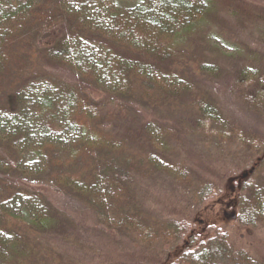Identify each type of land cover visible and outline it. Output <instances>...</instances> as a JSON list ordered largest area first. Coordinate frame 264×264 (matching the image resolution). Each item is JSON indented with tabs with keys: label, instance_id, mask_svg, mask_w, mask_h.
I'll use <instances>...</instances> for the list:
<instances>
[{
	"label": "trees",
	"instance_id": "16d2710c",
	"mask_svg": "<svg viewBox=\"0 0 264 264\" xmlns=\"http://www.w3.org/2000/svg\"><path fill=\"white\" fill-rule=\"evenodd\" d=\"M113 2L0 0V264H45L36 243L72 221L68 209L75 202L103 228L179 248L176 260L157 264H262L235 250L226 233L203 241L184 220L144 215L136 176L166 174L182 183L189 166L170 157L164 134L153 133L164 130L157 121L145 127V155L130 151L109 127L135 104L163 112L179 107L191 112L179 125L181 141L198 140L216 153L229 143L248 147L250 169L234 178L243 180L236 221L244 228L264 225V141L235 128L206 98H188L190 74L216 75L201 52L213 42L200 38L213 6L207 0H148L133 8ZM45 29L61 31L38 47L35 38ZM37 57L74 81L36 68ZM233 97L264 120V68L246 64ZM23 179L47 180L67 201L63 209L20 185ZM220 193L206 182L192 194L194 205Z\"/></svg>",
	"mask_w": 264,
	"mask_h": 264
},
{
	"label": "rangeland",
	"instance_id": "374dc122",
	"mask_svg": "<svg viewBox=\"0 0 264 264\" xmlns=\"http://www.w3.org/2000/svg\"><path fill=\"white\" fill-rule=\"evenodd\" d=\"M143 1L148 0H114L113 3L133 8ZM207 1L214 8V16L202 27L203 36L200 38L210 37L211 41L208 40L213 43L211 47L206 45L201 52L216 66V75L199 77L190 74L188 98L192 95L206 98L235 128L264 141L263 118L249 113L233 97L234 85L246 64L264 68V0ZM45 31L35 38L38 47L45 46L51 34L57 35L61 29ZM37 59L36 68L47 67L46 70L59 80L74 81V77L62 73L59 67L48 66ZM134 108L118 118L117 123L109 125L114 133L126 140L125 146L134 153L145 155L146 149H149L145 127L150 121H157L164 130L155 126L153 133H163L171 150L170 157L175 161L184 160L190 170L187 181L182 183L166 174L137 175L135 189L142 213L159 222L169 218L184 220L189 231L203 241L218 232L226 233L235 250L246 252L255 261L264 264V225L261 223L255 228H244L236 221L237 190L243 180L234 178L250 169L247 168L253 155L250 149L229 143L216 153L198 140L181 141L179 125L182 121H188L191 113L188 110L178 107L163 112L145 108L141 104H135ZM39 180L23 179L18 182L42 192L49 203L61 211L67 202L65 198L53 191L45 182L47 180ZM206 182L214 184L221 193L202 206H195L192 194L195 195ZM259 182L264 183V173ZM14 210L23 214L20 206ZM68 213L73 215L71 222L61 221L56 230L38 239L36 247L39 248L36 249L42 263L50 264L51 260H55V264H157L168 257L172 260L166 262H172L179 256V248L173 249L170 243H164L159 238L145 243L142 237L132 233H118L101 227L94 215L83 210L80 203L75 202Z\"/></svg>",
	"mask_w": 264,
	"mask_h": 264
}]
</instances>
